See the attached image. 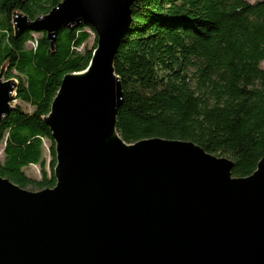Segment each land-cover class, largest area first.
<instances>
[{
  "label": "water",
  "instance_id": "obj_1",
  "mask_svg": "<svg viewBox=\"0 0 264 264\" xmlns=\"http://www.w3.org/2000/svg\"><path fill=\"white\" fill-rule=\"evenodd\" d=\"M136 0H62L15 32L84 25L97 46L68 73L44 117L56 150V184L29 191L0 176V264H264V156L235 162L189 140L127 142L117 129L124 98L116 72ZM0 70V130L17 107V78Z\"/></svg>",
  "mask_w": 264,
  "mask_h": 264
},
{
  "label": "trees",
  "instance_id": "obj_2",
  "mask_svg": "<svg viewBox=\"0 0 264 264\" xmlns=\"http://www.w3.org/2000/svg\"><path fill=\"white\" fill-rule=\"evenodd\" d=\"M61 1L0 0V70L6 63V78L18 79L21 102L2 122L0 176L24 188L56 184L55 142L44 117L64 76L87 68L97 38L88 47V27L65 28L52 51L45 32L17 34L12 19L21 11L35 20ZM263 61L264 0H136L115 62L124 88L117 129L129 143L193 141L233 159L234 176H248L264 156ZM31 165L40 166V178L26 173Z\"/></svg>",
  "mask_w": 264,
  "mask_h": 264
},
{
  "label": "rangeland",
  "instance_id": "obj_3",
  "mask_svg": "<svg viewBox=\"0 0 264 264\" xmlns=\"http://www.w3.org/2000/svg\"><path fill=\"white\" fill-rule=\"evenodd\" d=\"M249 1L255 2L257 0H249ZM88 30L91 32L92 35H91V39L88 41L87 45H88V47H91L94 44V42H95L96 34L92 30H90L89 28H88ZM32 35L36 38L38 36H41L42 33L34 32ZM28 45L29 46H32V43L29 42ZM79 49L80 50H83L84 49V45L81 46ZM262 66L264 67V61L262 62ZM13 73L16 74L17 71L14 70ZM14 78H16V77H14ZM12 104L13 105H19V104H21V102L19 100H16V101L12 102ZM48 146H49V144L46 143L45 144V147H46L45 156H46L47 160L49 161L50 160V155H49V151H48V148H49ZM3 150H4V143H0V160L4 156ZM226 157H228V156H226ZM25 171H26V173L29 176H31L33 178H40L41 177V168H40L39 165H31V166L25 168ZM26 189L29 190V191H39V190H42V189L36 188L35 186H32V185L27 186Z\"/></svg>",
  "mask_w": 264,
  "mask_h": 264
}]
</instances>
